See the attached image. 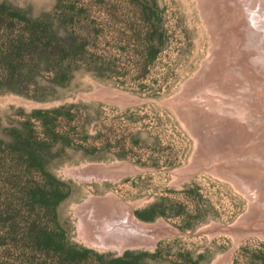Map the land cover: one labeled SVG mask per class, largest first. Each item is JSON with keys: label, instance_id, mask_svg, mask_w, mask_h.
Returning <instances> with one entry per match:
<instances>
[{"label": "rangeland", "instance_id": "374dc122", "mask_svg": "<svg viewBox=\"0 0 264 264\" xmlns=\"http://www.w3.org/2000/svg\"><path fill=\"white\" fill-rule=\"evenodd\" d=\"M154 1L160 13L144 17L137 7L148 0H0V264H213L235 247L252 200L212 162L202 165L205 143L181 109L185 85L215 47L210 22L200 0ZM148 25L164 30L155 59L144 57ZM43 27L61 47L54 58L17 43ZM71 34L83 39L80 60L66 58ZM97 85L140 101L78 98ZM79 102V140L45 150L42 162L31 158L24 148L39 136L35 112ZM123 162L140 172L91 182L67 174ZM108 194L140 203L133 212L142 222L179 232L122 255L87 245L76 208ZM238 241L231 264H264V235L254 229Z\"/></svg>", "mask_w": 264, "mask_h": 264}, {"label": "bare ground", "instance_id": "6f19581e", "mask_svg": "<svg viewBox=\"0 0 264 264\" xmlns=\"http://www.w3.org/2000/svg\"><path fill=\"white\" fill-rule=\"evenodd\" d=\"M228 1L200 0L215 47L181 96L189 97L181 109L205 143L203 150L208 155L201 156L202 165L212 162V170L230 176L252 200L250 211L238 221L244 230L234 232L235 247L213 264H231L243 234L256 229L264 235V0L254 5L249 0ZM231 2L243 11L231 8ZM96 92L101 97L122 96L100 85ZM88 167L101 169L104 175L98 171L89 174L85 167L72 168L67 174L88 175L100 181L103 177L118 180L123 174L140 172L130 163ZM139 205L114 194L88 198L76 208L81 239L91 247L122 253L127 249H154L165 236L179 232L163 220L153 224L139 220L133 212Z\"/></svg>", "mask_w": 264, "mask_h": 264}, {"label": "trees", "instance_id": "16d2710c", "mask_svg": "<svg viewBox=\"0 0 264 264\" xmlns=\"http://www.w3.org/2000/svg\"><path fill=\"white\" fill-rule=\"evenodd\" d=\"M139 14H142L144 17L152 15H157L160 13L158 5L154 0H148L144 5H138L137 7ZM40 29V28H39ZM147 33L145 35V55L147 59H155L158 53L160 52V46L162 45L164 38V30L159 26L148 25ZM29 38H20L17 43L22 47L34 46L36 52L39 53L42 57H52L54 58L57 54L59 55V49L61 48L58 42H55L52 37H50L46 28L38 32H33L28 36ZM45 39V41H43ZM62 43H68L70 45V50L66 53V58L80 60L82 56L81 45L83 47V39L78 34L69 35L65 41ZM80 44L78 47L77 45ZM73 48V49H72ZM141 55L143 53H140ZM146 73L145 67H140L137 71L139 78H143ZM58 76V74H57ZM58 81V79H57ZM139 91L145 93L146 91L151 90V88L146 85H139ZM85 108V106L79 103H66L58 107L49 108V109H40L35 112V115H38L36 123L38 129L40 130L39 136L34 138L30 143L25 146V152L30 154L31 158H35L43 161V153L45 150L62 145L63 147L73 146V141L77 139L81 133L78 132L75 124L77 119L80 117V112ZM132 111V108L127 109L125 112ZM83 146V145H82ZM81 148V146H80ZM127 259V254L119 259V261H124Z\"/></svg>", "mask_w": 264, "mask_h": 264}, {"label": "water", "instance_id": "95a60500", "mask_svg": "<svg viewBox=\"0 0 264 264\" xmlns=\"http://www.w3.org/2000/svg\"><path fill=\"white\" fill-rule=\"evenodd\" d=\"M108 89H110V90H112V91H117V92H119L120 94H122V96H120L119 98H117V99H119V100H117L116 98H109V97H101L100 95H98L99 93H97L96 92V90L92 93V94H81V95H79V99H89V100H95V99H103V100H105V101H107V102H111V103H116V104H121L122 106H124V107H128V106H131V105H133V104H135V103H137V102H139L140 101V99L139 98H137V97H134V96H131V95H129V94H127V93H125V92H122V91H119V90H114V89H111V88H108ZM127 98H126V97ZM120 100H123V101H125V103H121L120 102ZM127 162H123V164H126ZM94 163H89V164H85V165H83L82 167H85V168H87V171H88V173L89 174H92L93 172H95V171H98V172H101L103 175H104V172L101 170V169H97V170H92V169H90V167H88V166H90V165H93ZM115 165V164H114ZM136 172H129V173H126V174H123V175H121L120 176V178L119 179H121L123 176H125V175H127V174H135ZM105 178L106 177H103L102 178V180H100V181H108V180H105ZM77 179H80V180H83V181H85V182H91L93 179H96V177H92L91 178V176H88V175H80V176H77ZM118 179V180H119ZM98 181V180H97ZM175 233H173V234H171V235H168V236H165L161 241H163V240H165V239H167V238H169L170 236H172V235H174ZM161 241H159V242H161ZM158 242V243H159ZM157 247V245L155 246V248ZM154 248V249H155ZM128 250V249H127ZM127 250H124L122 253H119L120 255H122L125 251H127Z\"/></svg>", "mask_w": 264, "mask_h": 264}]
</instances>
